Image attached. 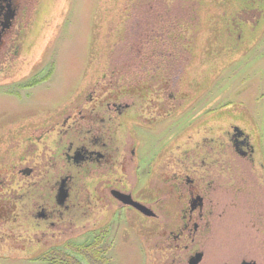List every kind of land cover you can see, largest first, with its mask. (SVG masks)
Instances as JSON below:
<instances>
[{
  "label": "rangeland",
  "instance_id": "1",
  "mask_svg": "<svg viewBox=\"0 0 264 264\" xmlns=\"http://www.w3.org/2000/svg\"><path fill=\"white\" fill-rule=\"evenodd\" d=\"M28 10L18 60L0 68V264H48V250L75 255L64 247L96 238L107 264H161L149 251L174 204L165 178L176 157L218 160L206 178L201 264H264V0H31ZM91 94L130 104L113 129L136 150L124 177L158 218L117 210L96 172L79 173L87 214L80 207L70 226L42 237L21 219L17 171L61 172V158L50 168L55 134L90 108ZM233 127L248 137L254 166L228 143Z\"/></svg>",
  "mask_w": 264,
  "mask_h": 264
},
{
  "label": "flooded vegetation",
  "instance_id": "2",
  "mask_svg": "<svg viewBox=\"0 0 264 264\" xmlns=\"http://www.w3.org/2000/svg\"><path fill=\"white\" fill-rule=\"evenodd\" d=\"M30 3L31 0H0V68L10 67L18 60V53L24 44L23 23L28 17ZM87 102L90 108L85 112L79 111V119L71 120L67 125L69 117L65 119L62 126L66 127H63L62 132L57 131L55 134L52 145L56 154L51 157L54 161L51 162L50 168H55L56 157L61 158L60 173L53 177L48 174L50 178L45 180L38 168L34 170L33 167L24 166L17 171L24 178L15 197L19 203L21 219L32 224L42 237L46 234L43 229L47 226H70L76 211L82 207L76 200L77 190L80 189L79 173L96 172L101 179V188H105V195L102 197H110L117 210H131L146 219L158 218L155 209L134 198L131 186L124 177L125 165L129 166L131 172L136 167V150L134 143L125 148L124 141L115 135L113 129L120 124L130 104L107 100L103 103L102 97L96 95L93 98L92 94L87 98ZM227 137L228 143L240 159L254 166L251 157L254 149L248 137L237 127H233ZM36 138L38 140L39 136ZM35 160H38L36 155ZM217 163L215 158L199 161L192 157L172 159L171 170L165 178V183L171 193L169 195H173L175 200L169 209L164 210L168 218L162 227L160 238H153L155 242L151 244L155 248L150 245V253L155 250L159 254L158 257H164L165 260L169 257L177 264L202 263L203 257L206 256L200 246L205 238L207 217L212 213L211 205L206 204L209 190L205 188L211 186L206 178L215 174ZM223 164L227 165L224 161ZM149 165V162H145L142 170L148 171ZM258 165L262 166L261 163ZM138 168L140 169V164ZM220 171L224 172L226 168H220ZM2 183L0 180V184ZM41 183L45 185L44 194H40ZM203 183L205 185H202ZM4 186L6 187V184ZM129 199L145 206L149 214L145 215L127 204ZM84 205L86 207H82L81 213L87 214V208L90 206L88 197ZM94 241L100 245L98 238L92 242ZM165 260L163 259L161 264H165ZM243 263L256 264L253 259L242 258L238 261V264Z\"/></svg>",
  "mask_w": 264,
  "mask_h": 264
},
{
  "label": "trees",
  "instance_id": "3",
  "mask_svg": "<svg viewBox=\"0 0 264 264\" xmlns=\"http://www.w3.org/2000/svg\"><path fill=\"white\" fill-rule=\"evenodd\" d=\"M64 248L80 256L87 264H107V259L103 256V252L95 241L78 246L70 244ZM75 255L66 253L62 249L52 248L42 254L40 259L45 260L48 264H81Z\"/></svg>",
  "mask_w": 264,
  "mask_h": 264
},
{
  "label": "water",
  "instance_id": "4",
  "mask_svg": "<svg viewBox=\"0 0 264 264\" xmlns=\"http://www.w3.org/2000/svg\"><path fill=\"white\" fill-rule=\"evenodd\" d=\"M60 197L63 198V195L60 194ZM126 203L131 205L135 209L139 210L141 213H143L145 215L149 214V210L145 206H143V205H141V204H139L137 202H134L131 199L127 200ZM243 264H245V263H243Z\"/></svg>",
  "mask_w": 264,
  "mask_h": 264
}]
</instances>
